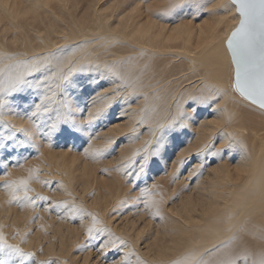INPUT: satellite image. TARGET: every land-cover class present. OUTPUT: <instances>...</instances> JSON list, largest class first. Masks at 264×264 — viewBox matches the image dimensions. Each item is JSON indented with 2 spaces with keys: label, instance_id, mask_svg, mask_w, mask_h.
<instances>
[{
  "label": "bare ground",
  "instance_id": "obj_1",
  "mask_svg": "<svg viewBox=\"0 0 264 264\" xmlns=\"http://www.w3.org/2000/svg\"><path fill=\"white\" fill-rule=\"evenodd\" d=\"M205 9L210 22L200 15ZM239 19L231 0H0L4 80L31 79L36 62L62 61L65 72L111 66L129 85L124 100L91 124L69 89L64 118L84 129L74 137L49 131L58 105L29 119L33 91L3 97L0 161L10 175H0V231L35 254L24 264L264 260V109L232 89L226 46ZM199 96L217 102L186 127L170 128L180 113L193 116L189 104ZM161 137L159 156L139 173ZM77 139L86 155L60 154ZM159 166L167 178L151 182L161 185V200L144 194L143 203L131 202L139 193L127 179L142 181ZM5 181H25L30 196L50 200L21 208L10 203ZM17 187L22 196L24 185ZM65 201L69 209L57 207ZM93 226L108 231L89 238Z\"/></svg>",
  "mask_w": 264,
  "mask_h": 264
},
{
  "label": "snow or ice",
  "instance_id": "obj_2",
  "mask_svg": "<svg viewBox=\"0 0 264 264\" xmlns=\"http://www.w3.org/2000/svg\"><path fill=\"white\" fill-rule=\"evenodd\" d=\"M232 4L236 7L240 19L238 26L227 41V48L231 53V64L234 66L231 87L241 98L264 109V0H232ZM61 65L62 61H58L55 65L51 62L44 64L36 62L29 72L31 79L18 77L12 83L3 79L4 69H0V109L4 107L3 97L5 95L13 92L20 93L24 89L31 90L38 102H33L32 110L25 115L31 119L42 111L48 112L53 104L58 105L52 123L49 125V131L74 137L84 129L74 121L64 118L63 110H71L67 98L69 89L75 93L77 100L84 103L82 111L86 113L88 124L106 114L115 105L117 97L121 101L124 100L121 93L129 85L113 67L81 65L80 67H71L65 72ZM57 96H62L64 99L57 100ZM215 102H217V98L212 96L194 98L189 104L193 116L190 117L187 112L180 113V119L174 118L169 127L173 130L178 127H186L187 125L183 123L184 120L195 119L202 110L211 108ZM93 108H95L94 111ZM2 139L0 138V140ZM9 139L11 138L9 137ZM162 144L163 137L158 142L156 150L142 158V163L138 166L139 173L145 172L150 158L159 156ZM0 175H10L8 166L2 161H0ZM18 184L24 185L22 196L18 195ZM3 186L12 192L10 203L15 201L21 208L35 206L37 200H50L46 196H30L28 193L31 189L27 187L25 181H5ZM141 191L147 192V189ZM57 207L69 209L66 201L60 202ZM75 209L76 206L72 205L70 210ZM89 215L91 214L89 213ZM93 222L94 225L99 223L95 216H93ZM94 231L106 232L108 230H97L95 226L90 227L87 229L89 238L93 237ZM120 242L123 243V241ZM34 255V253L25 252L18 245L9 244L3 232L0 231V264H24L26 259H31ZM47 264H52V262L48 261ZM123 264H128V262L125 260ZM192 264H208V262L203 259H195ZM226 264H235V260H229ZM260 264H264V260L260 261Z\"/></svg>",
  "mask_w": 264,
  "mask_h": 264
},
{
  "label": "rangeland",
  "instance_id": "obj_3",
  "mask_svg": "<svg viewBox=\"0 0 264 264\" xmlns=\"http://www.w3.org/2000/svg\"><path fill=\"white\" fill-rule=\"evenodd\" d=\"M102 2L103 1H106V0H101ZM150 2H152V3H154L155 2V0H149ZM111 2V1H110ZM118 2H120V0H118ZM206 12H207V10L205 9V10H203V11H201V13H200V15H201V17L204 19V20H207L208 22H210L211 20H212V18L211 19H209V17L207 16V14H206ZM252 108V107H251ZM254 108V109H253ZM252 109L255 111V110H258V109H256L255 107H253ZM261 122H263V127H264V114H263V116L261 117ZM261 134H264V131H261ZM37 135V134H36ZM87 135L88 134H86V132L84 131L83 132V138H87ZM41 138L42 137H37V140L38 139H40L41 140ZM85 138V139H86ZM39 141V140H38ZM77 141V142H76ZM75 142V144H74V147H70V149H69V151L68 152H66L65 151V153L64 152H62V153H60V154H68L67 155V157L70 159V158H72V155H74V154H76L77 152L79 153V154H81V155H86V152H87V150L84 148L85 146H81L80 144H79V140L77 139ZM39 143H40V141H39ZM59 147H60V143L57 141V140H55V142H54V149L55 150H59ZM65 148H67V146H66V144H65ZM67 150V149H66ZM160 166H163V163H162V165L161 164H159ZM159 166V168L158 169H155V170H153V168H152V170L151 169H149V173L145 176V177H141V180L142 181H138V179H139V177H137V179H136V181L135 180H133L132 179V177L131 178H128L127 179V181H129L130 180V183L131 184H133V186L136 188V194H137V192L139 193V194H137V195H135L136 197H137V201L135 200V198L136 197H131V199H132V201L131 202H136V203H143L144 202V200L142 199V196L144 195V194H148V195H151V197H153L154 199H156V200H158V201H160L161 200V195H160V193H158L157 194V192H156V189L155 188H159L161 185H157L155 182L154 183H152L151 181H152V177H154V178H156L158 175L160 176V178L164 175V179H165V177H166V173L165 172H163V171H161L162 170V167H160ZM111 168V167H110ZM160 171V172H159ZM163 172V173H162ZM163 174V175H162ZM152 176V177H151ZM167 178V177H166ZM161 179H163V177L161 178ZM134 182H133V181ZM142 189H147V192H142L141 190ZM135 200V201H134ZM140 201H142V202H140ZM141 208H142V206H141ZM113 214H115V210L113 211ZM148 219H150V218H148ZM148 219H146V220H148Z\"/></svg>",
  "mask_w": 264,
  "mask_h": 264
},
{
  "label": "water",
  "instance_id": "obj_4",
  "mask_svg": "<svg viewBox=\"0 0 264 264\" xmlns=\"http://www.w3.org/2000/svg\"><path fill=\"white\" fill-rule=\"evenodd\" d=\"M232 1V0H231ZM237 26H238V24H237ZM236 26V27H237ZM235 27V28H236ZM235 28L231 31V33L229 34V36H228V38H227V40H226V46H227V41H228V39L230 38V36H231V34H232V32L235 30ZM229 53H230V51H229ZM230 55H231V53H230ZM250 102V101H249ZM252 103V102H251ZM256 106H258V105H256ZM259 107V106H258Z\"/></svg>",
  "mask_w": 264,
  "mask_h": 264
}]
</instances>
